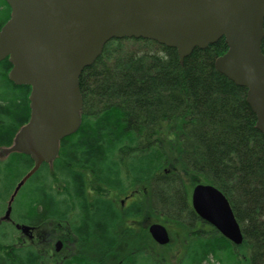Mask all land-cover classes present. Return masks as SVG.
I'll list each match as a JSON object with an SVG mask.
<instances>
[{"label":"trees","instance_id":"trees-1","mask_svg":"<svg viewBox=\"0 0 264 264\" xmlns=\"http://www.w3.org/2000/svg\"><path fill=\"white\" fill-rule=\"evenodd\" d=\"M10 15L0 0V30ZM227 50L222 38L181 63L176 49L152 40H111L80 77L81 127L23 184L10 221L2 218L34 161L19 152L0 157V264H47L16 224L52 229L53 239L71 237L73 252L49 258L51 264H264V135L247 89L215 67ZM11 69L8 59L0 62V151L30 119L31 88L14 84ZM166 131L174 143L163 141ZM174 166L224 194L242 245L201 222ZM133 193L131 201L122 199ZM146 213L190 237L176 262L150 235L140 244L133 226L123 225Z\"/></svg>","mask_w":264,"mask_h":264},{"label":"water","instance_id":"water-1","mask_svg":"<svg viewBox=\"0 0 264 264\" xmlns=\"http://www.w3.org/2000/svg\"><path fill=\"white\" fill-rule=\"evenodd\" d=\"M10 19L0 30V62L12 64L9 79L31 88L30 119L6 154L19 152L34 161L12 195L2 220L10 221L12 202L43 163L59 155L61 141L82 124L80 77L114 39H146L174 48L181 63L195 49L222 38L227 52L216 69L247 89V103L264 135V0H5ZM196 214L232 244L244 235L233 209L216 187L198 184L192 191ZM32 238L33 228L16 224ZM153 240L167 245L166 227H149ZM62 242L56 243L60 251Z\"/></svg>","mask_w":264,"mask_h":264},{"label":"rangeland","instance_id":"rangeland-1","mask_svg":"<svg viewBox=\"0 0 264 264\" xmlns=\"http://www.w3.org/2000/svg\"><path fill=\"white\" fill-rule=\"evenodd\" d=\"M161 138H163V141L165 142L167 141V143H171L170 141L174 143V141L176 140V136L171 135L167 131L161 136ZM172 145L175 146V144H172ZM6 150L7 149H2L0 151L1 158L6 157L7 155ZM173 168H170V169L176 171L180 175L184 173L180 170L179 166H174ZM181 178L185 185V188L187 189L188 195H190L192 188L196 184H198V179L194 178L192 175H186V174H183ZM135 192L137 193L136 197L137 198L139 197V201L141 203L145 202L146 196L144 197L143 195H141L142 191L140 190V195L137 191ZM134 197L135 195L133 193V195L129 198L130 201ZM122 199L127 200L125 197H122ZM127 202H129V200ZM155 216H156L155 214L146 213L141 217L140 220L136 222H126L125 221L123 225L128 223L129 225L133 226L134 230H136V232L133 235V238L136 237V239L139 241L138 243L141 244L143 243V241L144 242L147 241V237L148 235H150L148 228L151 224L156 223L157 217ZM161 222H164V221L161 219L159 220L158 223H161ZM163 224H165L167 227V230L170 236V241L167 245H164V246L157 245L156 248H160V252L162 254H165L171 262H176L181 255V252H182L181 248L185 247V244L190 237L187 236L185 231L181 227L177 226L176 224H173V223L168 224L166 222H164ZM53 232L54 231L52 229H48L46 227H40L37 232H34V230L31 232L32 238H29L28 235H25L23 233H20L19 235L22 236L26 242H30L31 240H33V243L32 242L31 243L38 249V251H40L42 254L43 253L45 254V257L47 258V264H51L50 260L48 261L49 258L64 259V258H67L68 255L72 253L74 250V248L72 247V243L71 242L69 243V241L71 240V237H66V232H65V235H63L62 237H57L55 239L52 238ZM34 233L36 237L33 239ZM58 241L62 242V248L60 249V251L57 252L56 243ZM133 245H134V242H133ZM119 248H125V247L120 246ZM241 252H242V257L244 258V262H246L245 257H247V250L241 249Z\"/></svg>","mask_w":264,"mask_h":264},{"label":"flooded vegetation","instance_id":"flooded-vegetation-1","mask_svg":"<svg viewBox=\"0 0 264 264\" xmlns=\"http://www.w3.org/2000/svg\"><path fill=\"white\" fill-rule=\"evenodd\" d=\"M201 184H204V183H201ZM198 184H196L193 188H192V191H193V189L197 186ZM192 191H191V194L189 195V200H190V203H191V205H192V202H191V195H192ZM131 196H128V197H126V202L128 201V199L130 198ZM125 202L124 201H122V204H124ZM193 207V206H192ZM194 209V208H193ZM199 217V216H198ZM200 218V217H199ZM200 220H201V222L202 223H206V224H208V225H210L209 223H207V222H205V221H203L201 218H200ZM159 224H161V223H159ZM162 225H164L165 227H166V225L165 224H162ZM211 226V225H210ZM150 227V226H149ZM211 227H213V226H211ZM33 228V227H32ZM214 228V227H213ZM166 229H167V227H166ZM215 229V228H214ZM33 230H34V232H37L38 231V228H33ZM148 230H149V228H148ZM36 237V235H35V233H34V236H33V239ZM31 242L33 243V240H31Z\"/></svg>","mask_w":264,"mask_h":264}]
</instances>
